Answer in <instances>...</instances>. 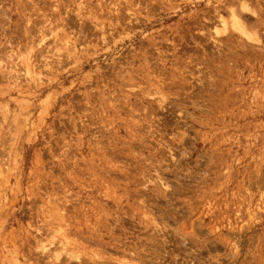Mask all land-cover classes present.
Instances as JSON below:
<instances>
[{
    "label": "rangeland",
    "instance_id": "rangeland-1",
    "mask_svg": "<svg viewBox=\"0 0 264 264\" xmlns=\"http://www.w3.org/2000/svg\"><path fill=\"white\" fill-rule=\"evenodd\" d=\"M0 165V264H264V0H0Z\"/></svg>",
    "mask_w": 264,
    "mask_h": 264
},
{
    "label": "bare ground",
    "instance_id": "bare-ground-1",
    "mask_svg": "<svg viewBox=\"0 0 264 264\" xmlns=\"http://www.w3.org/2000/svg\"><path fill=\"white\" fill-rule=\"evenodd\" d=\"M242 16L248 18L249 14L244 13V14H242ZM242 16H240L236 11L232 10V13H231L232 26H234V28L239 33L244 34L246 36L248 35L249 37H254L253 39L258 40V37L248 33L251 31V29L243 21V19L241 18ZM250 17H251V15H250ZM68 40L69 39H67V41ZM25 68H26L27 77L30 79V81H33L35 79V77L33 76V74H35L34 73L35 69L33 67V64H27ZM157 93L159 94V96H157L155 98V100L158 101L159 105H162L161 101H167L168 95L166 93H160V92H157ZM175 127L176 126H174V128ZM0 168L2 169V165H0ZM263 202H264V200H263ZM153 219L155 220V218H153ZM155 225L157 226L158 223L155 222ZM161 225L162 226H159V225L157 226V227H159V228H156L157 232L163 231L165 229V228H163L164 223H162ZM90 230H91V232L89 233V235L83 237L84 240L90 242L91 244H98L99 246H103L104 248L102 250L90 247L89 245H86L85 242H82L81 248H80L81 251H78V250H76L75 247H73L74 245L67 247L66 242L71 243L70 240H67L66 242L61 241L63 248L65 249V251H67V258H70V257L76 258L78 260L77 264H147L146 263L147 259L153 261L155 257H158L157 255H160L159 251L155 250V248H153V249L149 248L148 246L139 248V250H137L136 248H134L132 250H127L126 248H122L121 251H118L117 255L107 253L105 250L112 248V247L109 246L108 243H106V244L102 243L101 238L98 237V236H100V237L102 236V234H98L100 229L97 227H93ZM174 232H177V231L174 230ZM179 235H181L180 242H184V239H185L184 234L179 233ZM151 240H152V238H151ZM169 240L170 239H167V240L164 239V243H168ZM169 242H171V241H169ZM169 244H171V243H169ZM117 250H119V249H117ZM47 252H48L47 257H51V260H49V262L59 258L58 254H54V253H52V251H47ZM105 254L107 256H105ZM174 256H175V254H174ZM159 263H161V261ZM14 264H21V263L15 259ZM57 264H65V263H64V261L59 260V262Z\"/></svg>",
    "mask_w": 264,
    "mask_h": 264
}]
</instances>
